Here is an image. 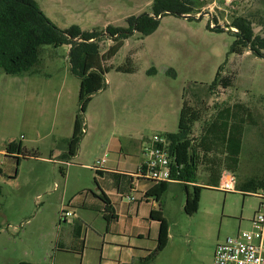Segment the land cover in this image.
<instances>
[{"label": "rangeland", "instance_id": "rangeland-1", "mask_svg": "<svg viewBox=\"0 0 264 264\" xmlns=\"http://www.w3.org/2000/svg\"><path fill=\"white\" fill-rule=\"evenodd\" d=\"M35 1L61 30L78 27L82 32L101 35L98 44L102 54L115 44L116 37L107 33L109 28L130 31L132 18L153 16L154 3V0ZM240 18L250 20L255 35L264 37V0H198L190 15L161 18L158 29L150 36L143 37L133 30L126 46L107 64L111 70L106 88L95 95L82 114L88 126V134L82 137V156L69 159V166L22 159L18 181L11 182L6 177L0 180V264H58L59 235L66 236L75 221V217L62 219L61 214L64 210L76 213L70 202L97 192L101 177L91 169L108 159L103 155L104 148H122L128 163L144 159L143 150L156 135L178 133L185 94L187 104L199 114L191 139L196 141L200 159L205 151L201 141L206 129L229 106L233 107L232 122L246 128L244 150L236 171L227 167L221 144L211 152L220 158V168L210 170L211 163L200 160L197 185L203 189L196 214L188 215L185 211L193 186L186 189L173 185L163 196L160 205L170 225V239L156 264H214L219 244L240 230L253 228L252 221L261 205L258 196L264 195V190L243 192L239 185L250 179L264 180V55L256 56L242 45L238 46L242 55L232 53L238 33L232 25ZM70 52L69 46H44L36 68L40 73L35 78L43 80L39 90L42 93L20 97L34 108L26 113L25 125L28 138L37 140V147L28 152H36L43 158H51L49 146L55 143L57 154L67 150L62 137H46L54 113H59V134L63 137L73 132L72 123L70 133L67 132L68 117L72 122L74 116L81 114V80L72 72ZM128 58L135 72H118V68L127 66ZM220 70L221 76L215 82ZM12 77L0 71V112L4 110L2 99ZM223 79L230 80L229 88H224ZM105 108L108 112L103 114ZM33 124L40 137L32 129ZM18 140L23 142L21 135ZM207 143L204 146H209ZM87 166L91 169L87 170ZM227 170L237 176V192L224 193L217 188ZM69 171L65 188L62 179ZM92 230L91 224H84L81 238L85 240L88 232L91 242L87 245L85 242V258L70 256L72 264L101 261V252L93 246L102 242V238Z\"/></svg>", "mask_w": 264, "mask_h": 264}, {"label": "trees", "instance_id": "trees-1", "mask_svg": "<svg viewBox=\"0 0 264 264\" xmlns=\"http://www.w3.org/2000/svg\"><path fill=\"white\" fill-rule=\"evenodd\" d=\"M198 4V0H154L153 16L144 15L138 19L130 20L131 30H107L112 37H116L115 44L108 51L101 54L98 44L101 35L96 33L82 32L78 27H72L69 30L58 28L41 10L35 0H0V69L9 76H20L24 74H36L37 67L40 64L42 48L44 46H70V62L72 72L81 80L79 102L81 114L76 117L74 134L68 141V153L63 160L74 158L79 150L82 141L84 121L82 114H85L93 97L106 88V76L111 67L107 64L114 59L125 45V41L133 35V30L140 33L143 37L152 35L159 26L160 19L168 15H190L193 7ZM161 17V18H160ZM232 27L238 30L235 34V42L232 53L242 55L243 52L238 46L242 45L256 56L264 55V37L255 35L252 22L245 18L237 19ZM217 32H223L219 29ZM118 72L134 73L132 60L127 59V66L117 69ZM173 74V73H172ZM221 70L217 75L215 82L219 80ZM229 79H223L222 85L225 89L231 85ZM186 94L184 95V104L180 115L179 131L177 134H167L171 139L172 145L170 151L176 156L178 166H183L179 175L174 174L176 180L182 182L186 189L189 184L193 185V194H188L185 211L188 215H194L199 211L202 187L198 186V170L200 160H207L211 163L210 170L220 168V158L214 153L213 148L219 144L224 148L226 154V164L231 170H238L240 165V156L244 148L245 126L240 123L232 122L233 107L222 109L217 118L206 129L202 138V146L205 149L203 157L200 159L196 147V141L191 139L194 125L199 121V114L187 104ZM207 142H210L208 144ZM209 146H204L205 144ZM215 145V147H213ZM10 154H17L18 162L22 159H38L40 156L36 153H30L23 148L22 143L11 142L7 146ZM211 154V155H210ZM63 172V170H61ZM101 174L102 170H96ZM2 171L0 170V175ZM157 186L152 191L156 200L161 202L163 196L167 193L171 183H155ZM243 192L256 193L259 189H264V180L250 179L239 185ZM99 198L105 203L103 211L107 221L114 219L110 208V200L102 194ZM64 210L61 214L65 218ZM153 221L159 222V237L157 248L151 254L141 261V264H155L160 254L163 253L169 244L170 225L164 216L162 206L159 211H153L151 214ZM72 248L65 249L72 254L82 257L85 251V240H82L81 233L84 228L83 222L79 220L74 223ZM63 251L61 243L56 246V256L58 252ZM19 264H32L21 262Z\"/></svg>", "mask_w": 264, "mask_h": 264}, {"label": "crops", "instance_id": "crops-1", "mask_svg": "<svg viewBox=\"0 0 264 264\" xmlns=\"http://www.w3.org/2000/svg\"><path fill=\"white\" fill-rule=\"evenodd\" d=\"M126 41L124 47L126 46ZM39 73L37 71L35 75L24 74L27 77L13 76L7 83L6 93L2 99L5 102L4 110L0 112V170L2 171L0 180L6 177L9 181L14 182L18 181L21 175L23 163L22 161H17V154H10L7 151L9 143H20L18 137L21 135L23 139L21 143L26 151H30V149L34 151L36 149L35 147H37L35 146L37 140L28 138L29 133L25 125L26 113L34 108L27 105L20 97L30 96L31 94L41 95L42 92L39 90L42 88L43 83L41 84V82L43 80L35 79ZM103 91L99 92L98 95ZM105 112H108V108L104 109L103 114ZM58 114L57 112L54 113V120L46 137L51 138L53 136L59 139L62 137L65 140L67 150L61 154H57L54 150L55 143L49 146L51 158L40 157L33 161L39 162L40 164L54 163L62 166H65L63 163L68 162L67 160H63V157L68 153V141L74 134L76 116L73 117L72 122L70 121V117H68L66 122L67 132L70 133V123L73 125V132L63 137L59 134L61 130L59 128V119L57 120ZM87 127L86 134H88ZM32 129H35L38 137H40L37 126L33 124ZM119 149L120 152H118ZM123 151L122 148H116V146H106L104 148L103 155L104 157L107 155L108 159H104L106 160L105 165L107 166L104 165L101 174H98L94 168L91 169L87 166V170H94L101 177L99 182L96 180L97 192L90 193L82 198L76 197L70 202V206L76 211L73 216L75 217V221L71 226V231L66 236H62L61 233L59 235L58 242L61 243L63 251L56 256L58 264H72L70 256H78L65 250L72 248L74 223L78 220L86 225L91 224L93 234L102 238V242L98 243L97 241L93 246L101 252L102 259L99 264H141V261L147 258L157 248L160 225L159 222L151 219L152 212L159 211L160 209V204L152 192L157 185L138 177V171L143 159L139 161L137 159V161L128 163L129 161ZM80 156H82L81 143L78 153L74 158H80ZM61 170L64 171V169ZM69 176L70 171L62 179L65 188L68 186ZM57 179L55 177V186L58 185ZM173 185L185 187L182 183H171L168 191ZM193 185L196 184H189V187ZM102 194H105L111 203L110 208L114 219L110 221H107L104 214H102V211L106 207L105 203L99 198ZM100 222L101 225H98ZM85 242L86 245L91 242L88 232L85 236ZM85 255L86 251L83 252L82 257L85 258Z\"/></svg>", "mask_w": 264, "mask_h": 264}, {"label": "built area", "instance_id": "built-area-1", "mask_svg": "<svg viewBox=\"0 0 264 264\" xmlns=\"http://www.w3.org/2000/svg\"><path fill=\"white\" fill-rule=\"evenodd\" d=\"M83 133H86L85 123ZM171 145V139L166 136L154 137L153 142L143 150L144 159L138 171L140 179L152 183H182L174 178L183 166L177 165L176 156L170 151ZM63 164L70 165L68 162ZM105 164L106 160H103L94 169L102 170ZM217 188L224 193L237 192V176L231 171H224ZM258 197L261 205L252 221L253 228L240 230L236 236L219 244L214 264H264V195ZM64 216L71 218L74 214L66 211Z\"/></svg>", "mask_w": 264, "mask_h": 264}, {"label": "water", "instance_id": "water-1", "mask_svg": "<svg viewBox=\"0 0 264 264\" xmlns=\"http://www.w3.org/2000/svg\"><path fill=\"white\" fill-rule=\"evenodd\" d=\"M183 16V15H182ZM184 17H187V16H184ZM161 18V17H160Z\"/></svg>", "mask_w": 264, "mask_h": 264}]
</instances>
